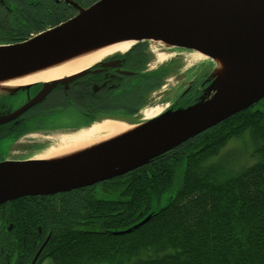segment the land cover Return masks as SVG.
Returning <instances> with one entry per match:
<instances>
[{"label":"trees","instance_id":"16d2710c","mask_svg":"<svg viewBox=\"0 0 264 264\" xmlns=\"http://www.w3.org/2000/svg\"><path fill=\"white\" fill-rule=\"evenodd\" d=\"M75 1L89 5L95 0ZM47 6L45 2L37 13L45 17ZM50 22L46 18L40 25L14 27L13 41ZM161 69L157 86L162 84ZM201 75H196L198 82ZM242 136L248 142L241 141ZM233 141L242 142L247 154L235 167L220 152ZM159 160L155 169L152 161L137 174L126 175L133 181L110 195L115 199L106 196L109 192L93 194L87 201L80 194L75 216L69 208L58 214L53 201H29L31 196L0 204V264L22 259V252L29 250L23 241L24 222L34 225L36 234L38 225L42 230L50 224L63 226L62 231L54 228L41 264L47 259L48 264H264V97ZM147 215L130 231L114 233ZM10 221L17 226L13 231L7 228Z\"/></svg>","mask_w":264,"mask_h":264},{"label":"water","instance_id":"95a60500","mask_svg":"<svg viewBox=\"0 0 264 264\" xmlns=\"http://www.w3.org/2000/svg\"><path fill=\"white\" fill-rule=\"evenodd\" d=\"M66 1L77 9L67 20L28 39L0 44V77L56 63L77 49L127 39L200 52L213 64L211 80L188 105L132 123L141 124L79 155L52 162L37 157L0 160V203L64 192L125 173L264 97V0H96L86 7ZM86 71L43 81L31 101L0 114V126L58 83ZM105 120L124 121L101 119L68 133ZM149 216L114 233L128 232Z\"/></svg>","mask_w":264,"mask_h":264},{"label":"flooded vegetation","instance_id":"af4514ba","mask_svg":"<svg viewBox=\"0 0 264 264\" xmlns=\"http://www.w3.org/2000/svg\"><path fill=\"white\" fill-rule=\"evenodd\" d=\"M45 2L48 3V6L44 17V13L39 15L37 11ZM62 3H64L62 0H0V44L13 41L12 30L16 26L40 25L46 18L51 20L49 25H54L56 20L59 22L63 16L68 17L75 12V7H71L66 3H64L65 6H62ZM151 42L148 40L137 41L124 52H112L102 55L86 67L87 71L85 73L66 83H58L41 100L30 105L18 117L1 125L0 140L7 137L9 148L7 150L0 149V160L29 158L30 156H13L11 151L14 148L16 151L23 150L31 153L42 146H46L44 145L46 143H42L43 140L39 143L30 142H35L39 136L43 137L44 133L47 132L73 131L93 121L109 118L139 122L142 119H147L145 117L147 110L159 108L160 106L158 116L168 110L188 105L198 95L202 82L197 89H191V87L182 89L175 93V96L173 87L160 96L157 95L163 86V84L157 86V70L163 67L161 69L163 73L161 79L162 81L166 80L164 77L172 73L170 67L174 61L172 59L160 64H157L156 59L153 61L150 54L153 49H157L159 46ZM144 48L147 49L145 54L142 53ZM165 68L169 70L164 72ZM65 76L67 74L63 77ZM42 86L43 81H38L28 87L10 90L2 96L4 97V103H0V108L6 113L14 110L20 105L31 101ZM159 98L161 105L156 103ZM163 101H166L165 105H163ZM58 119L62 120L58 121ZM24 140L26 143H23ZM166 152L151 159L154 164L152 169L158 167L159 159ZM148 166L147 168L150 169ZM140 167L91 185L53 194L51 199L42 197L43 200H41L37 196L27 197V199L29 201L34 199V201L49 200L56 202L58 214L62 211L67 213L69 208L70 215L75 216L76 202L81 199L80 194L85 195L83 199L86 201L93 194L101 195L105 192H109L106 195L109 196L108 198L115 199L114 195H110L116 189L121 192L129 186L133 180H128L125 176L129 173L131 175L137 174L141 169ZM110 189H112V192L109 191ZM63 203H67V205H62ZM2 223L0 222V224ZM24 223L26 235L23 241L29 244V250L22 252V259L21 257L19 259H8L4 264H41L43 261H40L39 258L42 255L44 256V253H42L44 247L49 241L54 240V228L60 231L63 230L62 225L50 224L48 229L45 230H42L41 226L38 225L36 234L33 229L34 225ZM7 224L8 231L17 228L13 221ZM41 246L42 248H40Z\"/></svg>","mask_w":264,"mask_h":264},{"label":"bare ground","instance_id":"6f19581e","mask_svg":"<svg viewBox=\"0 0 264 264\" xmlns=\"http://www.w3.org/2000/svg\"><path fill=\"white\" fill-rule=\"evenodd\" d=\"M134 40H114L109 42H102V44L91 46L92 48L77 49L70 55H62L64 58H59L60 61L46 62L38 66L28 68L17 73L5 75L0 77V93L10 91L19 86L30 85L38 81H49L56 79L64 74L70 75L76 71L86 68L90 63L99 59L102 55L112 52H124L129 49ZM157 45L162 43L155 42ZM163 46V45H162ZM156 49L152 52L156 54L157 64L165 62L167 56L161 53H156ZM198 57H205L204 54L197 52ZM220 63V61H218ZM160 108H154L145 112V117H152L159 113ZM134 126L126 123L105 120L99 123H94L90 127L82 128L73 133H66L59 137L58 144L49 146L43 154L37 158L44 161H59L66 157H71L83 153V151L90 149L93 145L100 144L120 137L130 132Z\"/></svg>","mask_w":264,"mask_h":264},{"label":"rangeland","instance_id":"374dc122","mask_svg":"<svg viewBox=\"0 0 264 264\" xmlns=\"http://www.w3.org/2000/svg\"><path fill=\"white\" fill-rule=\"evenodd\" d=\"M154 44V41L151 42ZM158 47L156 50V53H161L167 56V59L165 60H172L173 59V64L171 65V71L172 73L168 76L165 75V79L164 81H162L163 86L160 88L161 90L158 91L157 95H161L162 93L169 91V89H171L172 87L174 88V96L175 93H178L179 90H184V89H188L190 87H192V85L194 86V88H197V85H194L193 79L195 77V74L200 71L201 69H204V75H203V80H202V87L201 91L204 89V87L207 85V83H209V80H211V72H212V67L213 64L211 62L210 58H206L205 57H198L197 55V51L194 50H190V49H180V48H168V47H163L160 44H158ZM145 50L147 51V49L144 48V50L142 51V53L145 54ZM150 56L153 57V61H155V59H157L156 54H154L153 52L150 54ZM152 61V62H153ZM210 78V79H208ZM159 90V89H158ZM160 98L157 99V104L161 105V103H159ZM163 105L166 104V101L162 102ZM160 108V106H159ZM161 109V108H160ZM62 119H58V121H61ZM66 132L64 131H54V132H47L44 133L45 135L43 137L38 138V140H35V142H30V143H39L42 142V140L44 142L42 143H46L44 145L46 146H42L40 149H36L35 151L31 152V153H27L23 150L21 151H16L13 150L11 151V155L13 156H20V157H28V156H36L39 157L43 154V152L49 148V146L54 145V144H58L59 142V137H61L62 135H64ZM242 140L241 141H247L248 142V138L246 136H242L241 137ZM23 143H26L25 140L23 141ZM246 143V142H245ZM9 141L7 139V137H4L0 140V149L3 150H7L9 147ZM245 149V146L242 142H229L227 144V147H223L220 152L221 155H226L227 157H229V159H231V164L232 162L234 163V167H235V163H240L242 161V156H246L243 155V151ZM43 264H48V259L45 261V263Z\"/></svg>","mask_w":264,"mask_h":264}]
</instances>
